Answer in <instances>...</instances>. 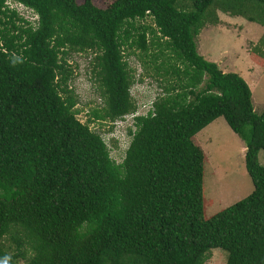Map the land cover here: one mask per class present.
Instances as JSON below:
<instances>
[{
	"label": "trees",
	"instance_id": "16d2710c",
	"mask_svg": "<svg viewBox=\"0 0 264 264\" xmlns=\"http://www.w3.org/2000/svg\"><path fill=\"white\" fill-rule=\"evenodd\" d=\"M0 0V264H264V108L255 114L243 78L197 51L209 6L242 13L264 0ZM150 17L153 28L140 23ZM249 20H252L249 18ZM150 34V38L146 37ZM154 45L160 92L125 127L120 162L75 117L67 59L89 52L102 100L91 118L135 110L126 50ZM132 50V51H133ZM159 61L156 63V60ZM160 85V84H159ZM221 116L244 144L252 184L203 216L204 155L195 133ZM7 241L12 244L9 250Z\"/></svg>",
	"mask_w": 264,
	"mask_h": 264
},
{
	"label": "rangeland",
	"instance_id": "374dc122",
	"mask_svg": "<svg viewBox=\"0 0 264 264\" xmlns=\"http://www.w3.org/2000/svg\"><path fill=\"white\" fill-rule=\"evenodd\" d=\"M7 2L24 19L35 20L36 15L27 7L12 0ZM109 2L111 0H92L97 7H105ZM177 5L189 8L190 0H177ZM140 23L149 28L154 27L148 16ZM146 37L150 38V34H146ZM196 43L197 51L203 57L212 56L221 62L225 71L236 72L238 68L245 67L251 70L253 67L252 71L249 70L248 80L251 83L248 87L252 109L255 114H259L264 106V8L247 3L243 6L242 13L233 14L222 11L217 4L209 6L205 13V22L196 36ZM154 47L149 46L145 52L126 50L127 54L123 57L132 76L129 94L139 114H143L150 107L151 101L161 90L162 80L155 74L154 59L151 56L155 51ZM90 56L89 52H74L67 59L70 69L68 86L76 99L75 117L87 123L91 130L98 132L107 146L110 158L120 162L129 141V136L125 135V127L131 123V118L127 117L123 124L115 128L112 126V129L109 121L91 118V110L99 109L102 100L88 63ZM158 61L159 59L156 63ZM195 136L204 155L203 216L208 218L246 196L252 190V184L243 164V141L229 129L222 117H216V120L199 130ZM257 161L264 166L263 149L257 152ZM7 245L12 250V244L7 241ZM225 258L226 252L223 249L211 248L202 264H224Z\"/></svg>",
	"mask_w": 264,
	"mask_h": 264
},
{
	"label": "crops",
	"instance_id": "0c3cea01",
	"mask_svg": "<svg viewBox=\"0 0 264 264\" xmlns=\"http://www.w3.org/2000/svg\"><path fill=\"white\" fill-rule=\"evenodd\" d=\"M200 54V53H199ZM204 58H206L207 60H210V61H214L216 64H217V66H218V68L220 69V70H222V71H225V69H224V67H222L221 65V62H218V61H216V59L215 58H213L212 56L211 57H206V56H204ZM249 70L250 69H248V67H245V68H238V70H236V73L237 74H241L240 76H242V78H243V80L246 82V84H247V86H250V80H248L249 79ZM253 70V67L251 68V70L250 71H252ZM263 108H264V106H263ZM262 108V109H263ZM221 117V116H220ZM214 120H216V118H214L212 121H210L208 124H207V126L208 125H210ZM204 127H206V125L204 126ZM202 129V128H201ZM200 129V130H201ZM198 132V131H197ZM196 132V133H197ZM196 133H195V135H196ZM195 138H196V136H195ZM205 138V137H204ZM205 139H207V138H205ZM242 149H244V147H242Z\"/></svg>",
	"mask_w": 264,
	"mask_h": 264
},
{
	"label": "built area",
	"instance_id": "2783aa9c",
	"mask_svg": "<svg viewBox=\"0 0 264 264\" xmlns=\"http://www.w3.org/2000/svg\"><path fill=\"white\" fill-rule=\"evenodd\" d=\"M6 4L9 5V3H8L7 1H6ZM17 4H19V3H17ZM9 7H13V6H10V5H9ZM143 114H145V111H144ZM135 115H140V114L137 112V109L133 110V111L130 112V113H127V114L123 115L121 119H120V118H119V119H115L112 123H113V125H115V126L117 127L118 125L123 124L127 117L131 118V123H132V118H133ZM131 123H129L128 125H131ZM123 137H124V136H123Z\"/></svg>",
	"mask_w": 264,
	"mask_h": 264
}]
</instances>
